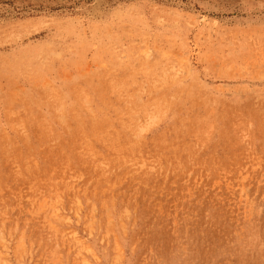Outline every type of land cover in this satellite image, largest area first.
I'll list each match as a JSON object with an SVG mask.
<instances>
[{
	"label": "rangeland",
	"instance_id": "obj_1",
	"mask_svg": "<svg viewBox=\"0 0 264 264\" xmlns=\"http://www.w3.org/2000/svg\"><path fill=\"white\" fill-rule=\"evenodd\" d=\"M0 264H264V0H0Z\"/></svg>",
	"mask_w": 264,
	"mask_h": 264
}]
</instances>
